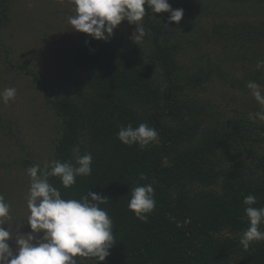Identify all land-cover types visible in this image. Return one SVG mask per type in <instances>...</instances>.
Segmentation results:
<instances>
[{"label":"trees","instance_id":"16d2710c","mask_svg":"<svg viewBox=\"0 0 264 264\" xmlns=\"http://www.w3.org/2000/svg\"><path fill=\"white\" fill-rule=\"evenodd\" d=\"M211 1L264 5V0ZM16 2L0 0L1 29L13 24ZM194 8L187 3L179 24H168L169 15L154 21L147 9L144 43L134 44L122 23L109 42L80 33L70 47L72 64L86 75L85 92L49 101L61 121L51 161L75 164L77 145L80 155L93 158L91 175L77 177L73 186L64 188L59 177H49V183L65 199L89 191L109 198L100 207L113 221L115 243L103 264H264V241L248 249L240 244L249 223L244 198L254 195V206L264 207V122H252L242 112L230 116L190 95L206 89L215 75L248 93V81L264 85V68L243 79H230L214 67L183 70L179 43L172 38L192 24ZM247 33L248 39L240 33L229 41L252 48L246 42L256 41L257 64L264 60L259 59L264 28L257 27L254 37ZM141 123L157 130L155 142L141 149L117 139L121 126ZM17 165L26 171L35 164L27 159ZM142 173L147 180L139 179ZM146 183L153 184L156 206L143 222L128 203L131 189ZM76 259L99 264L96 258Z\"/></svg>","mask_w":264,"mask_h":264},{"label":"rangeland","instance_id":"374dc122","mask_svg":"<svg viewBox=\"0 0 264 264\" xmlns=\"http://www.w3.org/2000/svg\"><path fill=\"white\" fill-rule=\"evenodd\" d=\"M168 2L173 10H184L187 3L196 5L191 11L192 24H186L190 21L187 17L186 25L178 28V34L172 38L179 43L178 57L183 70L214 67L230 79H243L256 72V52L252 53L256 41L246 42L252 48L240 43L232 46L229 40L230 36L240 33L248 39V31L254 37L257 27L264 28V5L240 7L211 0ZM74 14L71 0H17L13 24L0 28V91L6 87L17 89L14 101L8 104L0 101V195L11 205L12 220H5L4 227L14 237L18 233H31L27 224L31 180L17 163L31 159L41 168L50 164L61 121L49 101L85 92L86 75L72 64L70 46L80 35L67 20ZM167 15L170 14L152 13V19L162 21ZM122 24L132 36L135 25L127 21ZM260 55L259 59H264V53ZM24 65L27 68H21ZM213 78L206 89L190 95L221 108L230 116L260 111L250 92L235 89L227 81L223 84L216 75ZM42 235L37 234V238ZM9 243L15 248L14 240Z\"/></svg>","mask_w":264,"mask_h":264},{"label":"clouds","instance_id":"9594fccd","mask_svg":"<svg viewBox=\"0 0 264 264\" xmlns=\"http://www.w3.org/2000/svg\"><path fill=\"white\" fill-rule=\"evenodd\" d=\"M75 14L67 18L72 30L86 34L96 41L109 42L115 30L123 21L135 25L131 40L134 44L143 41L147 35L143 19L147 9L152 13H169L168 24H179L184 16L182 8L173 10L168 0H71ZM167 26V24H165ZM86 44L89 41H85ZM264 68V60L257 63V69ZM246 87L260 106V111L249 114V120L264 121V86L248 81ZM17 96L15 87L0 91V101L8 104ZM158 132L147 123L136 127L121 126L117 139L126 146L138 145L141 149L155 142ZM76 154L75 164L71 161L52 160L43 168L39 164L29 167L30 187L27 207L30 211L27 224L30 234L13 236L5 220L11 221V205L0 195V264H78L76 257L96 258L103 264L115 243L113 221L107 211L100 207L108 197L89 191L80 199L62 198L58 188L49 183V177H59L64 188L76 183L77 177L92 173V155H80V147L72 149ZM139 179L147 180L140 174ZM254 195L244 198V211L248 227L243 231L240 244L248 249L253 242L264 241V207H255ZM156 206L152 183L141 184L131 189L128 208L135 216L147 222ZM42 233L41 238L37 234ZM15 241V248L10 241Z\"/></svg>","mask_w":264,"mask_h":264}]
</instances>
